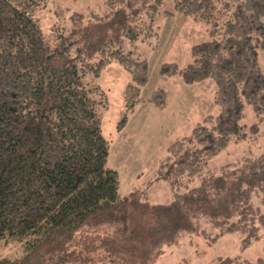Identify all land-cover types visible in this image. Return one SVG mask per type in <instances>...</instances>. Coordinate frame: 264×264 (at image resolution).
<instances>
[{
    "label": "trees",
    "instance_id": "1",
    "mask_svg": "<svg viewBox=\"0 0 264 264\" xmlns=\"http://www.w3.org/2000/svg\"><path fill=\"white\" fill-rule=\"evenodd\" d=\"M49 1L0 0V241L24 251L0 264H147L194 232L215 242L237 231L244 248L262 238L264 154L218 174L204 169L247 133L264 136V0H173L165 12L203 22L211 39L191 47V63L161 64L159 74L210 80L217 113L167 145L155 175L172 194L164 205H150L145 187L119 194L102 130L108 97L92 79L112 62L129 75L117 133L137 105L166 108L163 89L141 96L147 60L124 46L152 35L167 0H105L104 14L86 17L57 5L45 36L37 13ZM245 105L257 118L249 128L240 124Z\"/></svg>",
    "mask_w": 264,
    "mask_h": 264
},
{
    "label": "rangeland",
    "instance_id": "2",
    "mask_svg": "<svg viewBox=\"0 0 264 264\" xmlns=\"http://www.w3.org/2000/svg\"><path fill=\"white\" fill-rule=\"evenodd\" d=\"M105 0H56L49 1L45 7L37 13L42 32L45 36H49L52 32V27L57 24V19L54 15V10L57 5L67 11L68 15L78 13L84 17L89 16L91 12L104 14L107 8L104 4ZM173 12V0H167L165 5L161 7L160 13L154 17V30L151 31V36L142 35L132 45L126 43L124 46L125 52H131L132 57L147 60V83L141 89V96L149 97L156 89L160 88L169 91L172 95L176 94V89L173 90L174 80L163 77L159 74L161 64L174 63L179 68L185 67L191 63V47L211 38L208 35V27L201 21H195L189 17L174 13L168 15L165 12ZM67 15V16H68ZM264 23V17L261 19ZM154 33V34H153ZM258 63L264 70V53L258 52ZM175 79V78H174ZM176 79H179L176 77ZM88 80H91L88 78ZM180 80V79H179ZM129 81V75L116 62H112L99 77L92 79V82L101 87L108 97V110L103 115V136L111 141L115 138L116 123L122 117V91L126 82ZM211 87V93L214 90V84L207 80ZM208 90V89H207ZM180 92V93H179ZM176 95L181 96L179 91ZM183 99V97H182ZM185 100V99H183ZM181 102V98L177 99V103ZM186 103V102H184ZM200 112L203 108L205 112L215 115L217 107L212 103L209 95L204 96L199 101ZM206 113V114H207ZM197 114V113H196ZM192 115V113H191ZM187 117V124L194 126L196 117ZM200 118V117H199ZM199 121L201 119H198ZM198 122V121H197ZM257 122L252 108L249 105L244 106V118L240 124L249 128ZM137 127H135L136 129ZM141 130V129H140ZM138 129L136 134L140 132ZM191 129H188V135ZM262 128L257 137L247 133L246 138L239 144L231 143L219 155L212 158L204 171H209L213 174H218L220 169L226 164H233L242 161L244 158L256 159L261 154H264V136ZM135 134V135H136ZM152 131L150 138L154 136ZM166 137L169 135L165 132ZM164 133L161 134V138ZM130 136H127L129 138ZM123 139L114 143L115 151H121ZM126 141V139H125ZM159 141L154 145L152 151H156ZM165 150V149H164ZM165 151L161 154L163 157ZM159 159V161H160ZM158 163L155 166H158ZM154 166V164L152 165ZM151 166V167H152ZM149 169L146 167L145 171ZM156 175V174H155ZM168 189V195L164 194V188L161 185L154 186L156 182ZM148 186H154V190L149 196L150 205H164L171 201V192L166 183L156 180V176L146 183ZM196 183H192L190 187ZM147 186V185H146ZM126 185L119 188V194L126 196L133 189L128 190ZM128 192V193H127ZM243 236L239 232L224 234L215 242L209 241L207 238L197 233L182 236L178 242L158 248L155 254L148 260L147 264H264V236L257 241H253L247 248L243 246ZM22 243L13 238H7L0 241V260L3 258L17 259L24 255ZM94 264H105L97 261Z\"/></svg>",
    "mask_w": 264,
    "mask_h": 264
},
{
    "label": "crops",
    "instance_id": "3",
    "mask_svg": "<svg viewBox=\"0 0 264 264\" xmlns=\"http://www.w3.org/2000/svg\"><path fill=\"white\" fill-rule=\"evenodd\" d=\"M169 80H174L172 81L173 90L176 89V94L181 91L182 95H172L165 90L168 93V105L163 110H159L147 102L137 105L134 113L129 116L122 132L117 133L121 135H115V138L111 141L108 164L118 173L119 188H124L125 185L128 190L145 187L147 188L148 196H150L154 186L161 184L159 181L154 186H148L146 183L155 176L158 167L155 165L158 163L163 151L166 150L167 145L173 140L185 136L184 134L187 133L188 129H192L193 124L189 125L185 121L191 113V117L199 115L195 123L199 122L198 119H202L208 114L204 108L200 112L201 105L199 104L201 98L207 95L210 96L213 103L214 90L211 93L210 85L205 83L207 80L192 85H185L176 77L169 78ZM179 98H181V102L177 103ZM135 127L137 128L135 129ZM138 129L141 130L136 134ZM152 131L155 134L151 139ZM165 132L169 133L167 137ZM162 133H164V136L161 138ZM127 136L130 137L127 138ZM121 137H124L122 150L115 151L113 144L120 142ZM158 141L159 145L156 151H152ZM153 164L154 166H152ZM146 167L149 169L147 172L145 171ZM161 186L167 196L169 194L168 189L163 187V185Z\"/></svg>",
    "mask_w": 264,
    "mask_h": 264
}]
</instances>
